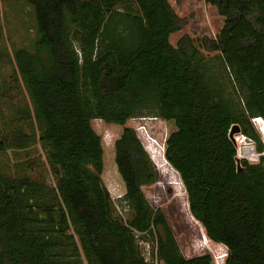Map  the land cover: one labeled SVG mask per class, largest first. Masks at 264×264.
<instances>
[{
  "label": "trees",
  "instance_id": "16d2710c",
  "mask_svg": "<svg viewBox=\"0 0 264 264\" xmlns=\"http://www.w3.org/2000/svg\"><path fill=\"white\" fill-rule=\"evenodd\" d=\"M9 1L35 23L37 38L15 48L13 59L56 187L0 173V264H148L140 242L163 264H214L211 254L183 256L165 214L143 191L157 173L128 122L147 91L159 118L175 126L165 159L182 179L192 216L227 248L226 264H264V155L239 160V169L230 137L239 126L264 150L252 122L264 119V0H205L225 20L218 35H185L176 46L170 38L183 25L169 0ZM235 95L241 108L232 106ZM96 119L123 128L115 163L126 222L115 218L102 180ZM29 142L21 133L11 139L15 148Z\"/></svg>",
  "mask_w": 264,
  "mask_h": 264
},
{
  "label": "rangeland",
  "instance_id": "374dc122",
  "mask_svg": "<svg viewBox=\"0 0 264 264\" xmlns=\"http://www.w3.org/2000/svg\"><path fill=\"white\" fill-rule=\"evenodd\" d=\"M169 2L183 25L170 38L174 46L185 35L199 41L203 38L215 39L224 25L225 20L217 9L205 0ZM36 38L35 23L29 10L12 1L0 0V140L6 144V150L0 151V173L16 178L28 177L55 188L56 177L52 174L39 142L40 130L35 120L34 107L13 59L15 48L29 46ZM207 56L214 58L218 54ZM228 86L236 93L230 82ZM146 94L139 99L134 115L128 122V127L138 133L157 173L156 183L143 187V191L151 207L165 214L185 258L211 254L214 264H221L217 257L220 253L218 245L207 238L203 226L192 216L182 179L165 159V143L175 131V126L159 118L161 108L153 91H147ZM232 101V106L242 107L236 95ZM93 123L95 130L103 137L105 147V172L102 180L114 202L115 218L126 222L131 214L126 203L120 202L126 190L115 163V142L123 128L107 124L101 119ZM16 133L27 136L29 144L24 148L13 147L11 139ZM233 139L238 152L241 144H253L241 134H235ZM140 245L143 254L146 253V242H140Z\"/></svg>",
  "mask_w": 264,
  "mask_h": 264
},
{
  "label": "built area",
  "instance_id": "2783aa9c",
  "mask_svg": "<svg viewBox=\"0 0 264 264\" xmlns=\"http://www.w3.org/2000/svg\"><path fill=\"white\" fill-rule=\"evenodd\" d=\"M252 122L260 134L262 138V142L264 144V119L261 117L253 118ZM240 152H238V159L240 160H248L251 163H257L261 156L264 155V150L262 153L257 152V149L254 144H241ZM148 246V250L146 253L144 252V257L148 264H163L157 256V250L155 249L154 252L152 251V247L149 243H146Z\"/></svg>",
  "mask_w": 264,
  "mask_h": 264
},
{
  "label": "clouds",
  "instance_id": "9594fccd",
  "mask_svg": "<svg viewBox=\"0 0 264 264\" xmlns=\"http://www.w3.org/2000/svg\"><path fill=\"white\" fill-rule=\"evenodd\" d=\"M217 245H218V250L220 251V253L217 255L218 260H220L221 264H226V261L228 258V250L224 245H221V244H217ZM216 264H220V263L216 262Z\"/></svg>",
  "mask_w": 264,
  "mask_h": 264
},
{
  "label": "water",
  "instance_id": "95a60500",
  "mask_svg": "<svg viewBox=\"0 0 264 264\" xmlns=\"http://www.w3.org/2000/svg\"><path fill=\"white\" fill-rule=\"evenodd\" d=\"M241 133V130L239 128V126H234L232 129H231V132H230V137L233 138L235 134H240ZM238 165H239V169H240V161L238 159Z\"/></svg>",
  "mask_w": 264,
  "mask_h": 264
}]
</instances>
